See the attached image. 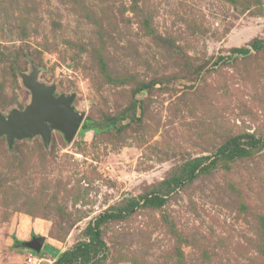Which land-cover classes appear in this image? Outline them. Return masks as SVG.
I'll use <instances>...</instances> for the list:
<instances>
[{
	"label": "rangeland",
	"instance_id": "rangeland-1",
	"mask_svg": "<svg viewBox=\"0 0 264 264\" xmlns=\"http://www.w3.org/2000/svg\"><path fill=\"white\" fill-rule=\"evenodd\" d=\"M35 68L84 119L0 137V264H264V0H0L3 114Z\"/></svg>",
	"mask_w": 264,
	"mask_h": 264
},
{
	"label": "water",
	"instance_id": "water-1",
	"mask_svg": "<svg viewBox=\"0 0 264 264\" xmlns=\"http://www.w3.org/2000/svg\"><path fill=\"white\" fill-rule=\"evenodd\" d=\"M38 74L35 68L32 74L22 75L24 84L33 95L32 102L25 109H13L8 115L0 110V137L6 136L10 148L16 139L38 134L45 145H49L53 130L63 132L66 140L71 142L82 125L84 114L73 105L75 94H56V86L40 82ZM44 241V237H34L24 244L39 252Z\"/></svg>",
	"mask_w": 264,
	"mask_h": 264
},
{
	"label": "trees",
	"instance_id": "trees-1",
	"mask_svg": "<svg viewBox=\"0 0 264 264\" xmlns=\"http://www.w3.org/2000/svg\"><path fill=\"white\" fill-rule=\"evenodd\" d=\"M93 128H95L93 124L86 122L82 126L81 133L84 134L86 131H89ZM222 152H226V151L223 150ZM91 237L94 243L98 242L99 234L98 232L95 231L94 228H91ZM93 242L91 243L85 242V243H82L81 245H78L72 250L62 252V254L58 257L57 264H70L71 261H73L75 258L86 257L90 253V250L92 249V246L94 245L92 244Z\"/></svg>",
	"mask_w": 264,
	"mask_h": 264
},
{
	"label": "built area",
	"instance_id": "built-area-1",
	"mask_svg": "<svg viewBox=\"0 0 264 264\" xmlns=\"http://www.w3.org/2000/svg\"><path fill=\"white\" fill-rule=\"evenodd\" d=\"M29 259L32 260L33 259L32 256Z\"/></svg>",
	"mask_w": 264,
	"mask_h": 264
}]
</instances>
